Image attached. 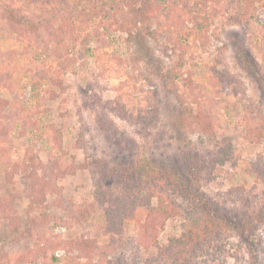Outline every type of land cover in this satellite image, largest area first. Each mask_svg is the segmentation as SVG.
Wrapping results in <instances>:
<instances>
[{"label": "rangeland", "instance_id": "374dc122", "mask_svg": "<svg viewBox=\"0 0 264 264\" xmlns=\"http://www.w3.org/2000/svg\"><path fill=\"white\" fill-rule=\"evenodd\" d=\"M71 1L0 0V264H181L213 218L250 264L264 0Z\"/></svg>", "mask_w": 264, "mask_h": 264}, {"label": "trees", "instance_id": "16d2710c", "mask_svg": "<svg viewBox=\"0 0 264 264\" xmlns=\"http://www.w3.org/2000/svg\"><path fill=\"white\" fill-rule=\"evenodd\" d=\"M61 8L63 10H68L69 6H71L72 1L71 0H61ZM231 150H225L223 152V160H226L230 157ZM226 158V159H225ZM222 160V161H223ZM221 161V162H222ZM149 166V165H148ZM135 167V165H134ZM143 167H147V163L143 164ZM143 167H137L142 171H145L141 168ZM147 170V169H146ZM148 176L156 174L157 172H154V170H151L150 172L147 170L145 171ZM256 173L259 176L260 180H263L264 182V164L260 163V165L257 166ZM163 178L166 179V175H162ZM157 215V214H156ZM155 218V214L149 216L148 221L152 222ZM222 223H226V221H221ZM219 220L213 218V221L211 222V225H209L208 229H205L204 233L202 234L201 239L197 240L196 244L191 245V249L188 251V256L186 257L185 261H182L181 264H226L227 258L231 256L230 252V246L235 249H239L240 245L238 244H230V239L228 236H226L220 229L217 228V224L220 225ZM262 224L264 225V212L261 219L256 220L255 218H251V220L243 221L242 227H239L237 225V235L241 242L245 243L247 245V248H249V251L252 252V260L250 261V264H261L263 261L259 255V247L261 246L262 250V244H263V238L264 235L260 234V241L258 240V231L261 230ZM141 239L147 246L150 244L152 245V238H150L148 235L142 236ZM229 247V248H228ZM100 248H96V250H99ZM87 250V248H86ZM233 257L236 260V264H242L241 257H239L238 254ZM52 261L58 262L59 259L55 256V253L52 255Z\"/></svg>", "mask_w": 264, "mask_h": 264}]
</instances>
